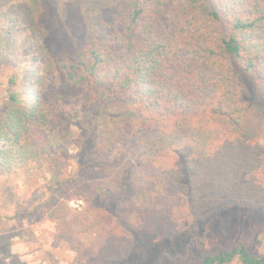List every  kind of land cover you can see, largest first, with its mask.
Returning a JSON list of instances; mask_svg holds the SVG:
<instances>
[{
	"label": "trees",
	"instance_id": "trees-1",
	"mask_svg": "<svg viewBox=\"0 0 264 264\" xmlns=\"http://www.w3.org/2000/svg\"><path fill=\"white\" fill-rule=\"evenodd\" d=\"M7 1L0 18L11 24L19 18ZM27 1L24 73L8 76L0 102V171L29 173L52 152L70 158L65 129L84 126L75 175L51 191L62 234L81 246L75 228L88 226L111 246L139 228L178 233L174 204L200 220L228 208L264 215V0H82L81 20L63 24L80 37L56 54L44 42L42 1ZM11 40L0 43V67L16 59ZM51 75L59 93L48 97ZM129 142L133 162L122 152ZM234 258L264 264L243 246L202 264Z\"/></svg>",
	"mask_w": 264,
	"mask_h": 264
},
{
	"label": "rangeland",
	"instance_id": "rangeland-1",
	"mask_svg": "<svg viewBox=\"0 0 264 264\" xmlns=\"http://www.w3.org/2000/svg\"><path fill=\"white\" fill-rule=\"evenodd\" d=\"M41 1L43 20L39 23L49 29L44 42L54 54L64 52V47L67 49L69 44L78 41L81 31L78 27L67 28L63 24L67 20L69 23L73 19L81 20L79 15L86 4L82 0H51L53 5L50 6L47 0ZM7 2L6 12L19 20L8 24L0 18V31L5 35L0 38V43H11L13 36L18 37V43L13 52L16 59L4 62L0 67V102L6 97L4 85L8 76L17 69L19 74L24 73L22 57L28 48L19 39L24 31H32V15L29 13L32 4L27 0ZM21 8H25L26 15ZM24 19L26 22L23 23ZM7 45L4 48H9ZM55 82L58 80L54 75L48 77V97L59 93ZM232 89H235L234 85ZM81 116L84 119L83 114ZM83 127L70 124L65 129V144L70 158L52 152L42 158L40 165H32L29 173L25 168L0 171V264H103L110 260L113 264H121L114 262L118 258L129 259L132 264H202L209 254L231 251L240 246L251 255H264V215L253 210L228 208L216 210L208 218L200 220L184 205L174 204L171 198L168 203L174 204L177 212L178 233L174 232V226L167 230V235H161L155 229L139 228L132 232L124 231V237L111 246L101 245L99 240L103 237L99 238L98 230L88 226L83 230L75 228L80 231L76 237L81 246L74 242L72 235L62 234L58 221L50 216L49 205L54 203L51 191L56 187L54 180L61 181L75 175V144L84 134ZM260 140L264 145V134L260 135ZM123 149L125 159L133 162L138 152L134 144L126 143ZM82 206L81 200L69 202V208L73 210L80 211ZM118 231L120 236L121 231ZM229 264L240 262L234 258Z\"/></svg>",
	"mask_w": 264,
	"mask_h": 264
}]
</instances>
